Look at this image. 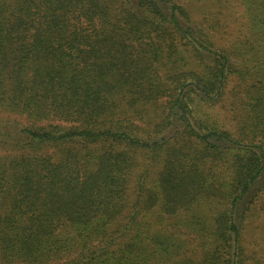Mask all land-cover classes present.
<instances>
[{"label":"trees","instance_id":"trees-1","mask_svg":"<svg viewBox=\"0 0 264 264\" xmlns=\"http://www.w3.org/2000/svg\"><path fill=\"white\" fill-rule=\"evenodd\" d=\"M240 2L227 38L224 0H0V264L247 263L264 0Z\"/></svg>","mask_w":264,"mask_h":264},{"label":"rangeland","instance_id":"rangeland-1","mask_svg":"<svg viewBox=\"0 0 264 264\" xmlns=\"http://www.w3.org/2000/svg\"><path fill=\"white\" fill-rule=\"evenodd\" d=\"M175 2L181 3L184 0H173ZM162 5L167 9L168 4L163 2ZM245 3H241L240 0H224L223 16H222V26L223 32L229 38V34L234 32L242 22L243 9L245 10ZM224 43L230 41H223ZM219 107V105H217ZM220 108V112L224 113L223 108ZM181 126L180 120H175L170 132L174 131L176 128ZM264 185V172L260 175L255 185L252 187L250 194L254 193L258 188ZM249 194V195H250ZM247 196L249 198L250 196ZM256 233L250 234L247 232L245 234V243L247 247V254L252 255L250 259H247L245 264H256V258L264 257V235L263 231H260V227L256 228ZM259 230V232H258Z\"/></svg>","mask_w":264,"mask_h":264}]
</instances>
